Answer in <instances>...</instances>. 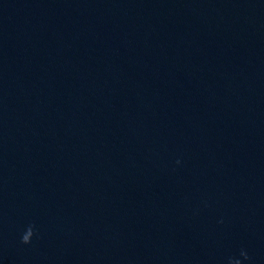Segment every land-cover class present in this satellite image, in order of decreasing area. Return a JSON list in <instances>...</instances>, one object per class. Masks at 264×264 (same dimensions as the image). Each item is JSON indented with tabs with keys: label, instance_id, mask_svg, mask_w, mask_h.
I'll use <instances>...</instances> for the list:
<instances>
[{
	"label": "water",
	"instance_id": "water-1",
	"mask_svg": "<svg viewBox=\"0 0 264 264\" xmlns=\"http://www.w3.org/2000/svg\"><path fill=\"white\" fill-rule=\"evenodd\" d=\"M0 264H264V0H0Z\"/></svg>",
	"mask_w": 264,
	"mask_h": 264
}]
</instances>
